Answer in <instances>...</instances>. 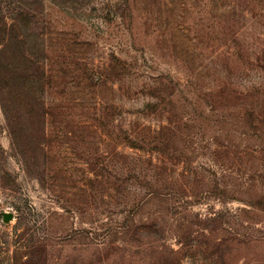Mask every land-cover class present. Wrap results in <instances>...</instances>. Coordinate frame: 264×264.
I'll list each match as a JSON object with an SVG mask.
<instances>
[{
    "label": "rangeland",
    "instance_id": "1",
    "mask_svg": "<svg viewBox=\"0 0 264 264\" xmlns=\"http://www.w3.org/2000/svg\"><path fill=\"white\" fill-rule=\"evenodd\" d=\"M0 29V264H264V0H0Z\"/></svg>",
    "mask_w": 264,
    "mask_h": 264
},
{
    "label": "water",
    "instance_id": "2",
    "mask_svg": "<svg viewBox=\"0 0 264 264\" xmlns=\"http://www.w3.org/2000/svg\"><path fill=\"white\" fill-rule=\"evenodd\" d=\"M8 219H10V217L8 216H4V220L7 221Z\"/></svg>",
    "mask_w": 264,
    "mask_h": 264
},
{
    "label": "trees",
    "instance_id": "3",
    "mask_svg": "<svg viewBox=\"0 0 264 264\" xmlns=\"http://www.w3.org/2000/svg\"><path fill=\"white\" fill-rule=\"evenodd\" d=\"M0 32H1V29H0ZM2 37L0 38V41H1Z\"/></svg>",
    "mask_w": 264,
    "mask_h": 264
}]
</instances>
